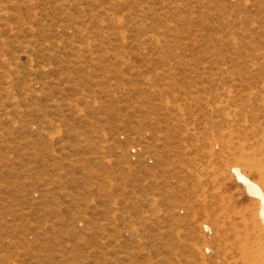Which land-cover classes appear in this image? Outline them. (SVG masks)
Masks as SVG:
<instances>
[{
  "label": "rangeland",
  "instance_id": "obj_1",
  "mask_svg": "<svg viewBox=\"0 0 264 264\" xmlns=\"http://www.w3.org/2000/svg\"><path fill=\"white\" fill-rule=\"evenodd\" d=\"M261 101L264 0H0V264H226Z\"/></svg>",
  "mask_w": 264,
  "mask_h": 264
},
{
  "label": "bare ground",
  "instance_id": "obj_2",
  "mask_svg": "<svg viewBox=\"0 0 264 264\" xmlns=\"http://www.w3.org/2000/svg\"><path fill=\"white\" fill-rule=\"evenodd\" d=\"M259 103L263 110L260 115H253L250 122L252 126L250 135L253 141L245 140L243 143L244 139L242 140L241 148L233 151L236 155L235 163L228 164L226 171L228 178L239 186L237 191L244 197V205L241 207L245 208V212L239 215L245 217L249 210L251 214L248 216L249 219L241 218L242 221L238 224L233 219L234 224H231V221L229 225L230 231L224 230L222 234H214L210 240L214 247L213 255L226 264H264V256L255 255L258 258L253 262L248 259L249 254L253 253V247L258 246L261 241L264 243V102ZM208 227L203 225L204 230H209ZM225 242H229L227 247L224 246Z\"/></svg>",
  "mask_w": 264,
  "mask_h": 264
}]
</instances>
